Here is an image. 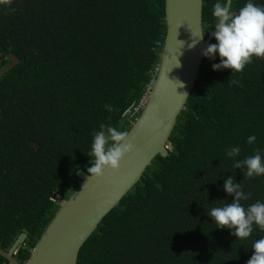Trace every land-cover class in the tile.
Wrapping results in <instances>:
<instances>
[{"label":"trees","instance_id":"1","mask_svg":"<svg viewBox=\"0 0 264 264\" xmlns=\"http://www.w3.org/2000/svg\"><path fill=\"white\" fill-rule=\"evenodd\" d=\"M216 2L204 0L206 37L215 29ZM245 3L232 0L230 10ZM165 36L164 0L0 5V73L11 54L18 58L0 77V247L8 251L25 235L15 255L21 264L60 207L53 192L70 197L82 182L77 173L89 174L93 134L101 125L131 129L136 118L127 111L154 83ZM218 62L205 57L168 154L102 220L78 264H247L264 231L254 225L250 237L237 239L216 228L206 209L234 199L223 189L227 176L251 193L242 205L264 202V176L247 178L233 167L257 148L264 159V58L233 73L214 71ZM234 146L239 156L227 157Z\"/></svg>","mask_w":264,"mask_h":264},{"label":"water","instance_id":"2","mask_svg":"<svg viewBox=\"0 0 264 264\" xmlns=\"http://www.w3.org/2000/svg\"><path fill=\"white\" fill-rule=\"evenodd\" d=\"M164 2L166 36L157 75L140 115L128 131L134 148L124 155L115 175L111 169H105L101 177H91L83 170L77 173L80 186L60 202L24 264H78L81 249L102 220L142 179L155 158L168 154L170 137L199 80L203 49L214 39L215 29L208 37H199L204 33V0ZM227 4L231 9L232 0ZM9 57L11 64L0 77L18 63L15 55ZM25 238L21 235L8 251L0 247V255L8 263L21 264L15 255Z\"/></svg>","mask_w":264,"mask_h":264},{"label":"clouds","instance_id":"3","mask_svg":"<svg viewBox=\"0 0 264 264\" xmlns=\"http://www.w3.org/2000/svg\"><path fill=\"white\" fill-rule=\"evenodd\" d=\"M10 2L11 0H0V5L7 6ZM212 16L215 18V31L212 35L216 42L208 44L203 49V55L212 60L219 57V62L212 64L214 71L231 69L232 73L241 72L247 64L252 63L254 56L264 58V5L255 3V0H246L238 13H233L227 0L223 3L217 0L212 6ZM205 33L199 37L203 39ZM105 109L113 111L111 105L106 104ZM256 140L255 135L247 137L248 144H254ZM133 148L126 131L111 125L105 129L101 125V130L93 134L91 148L87 152L92 159L86 171L91 177H101L105 169H111L115 175L122 158ZM240 151L239 146L231 147L226 156L235 158ZM233 167L241 169L243 176L247 178L264 176V159L260 149H255L254 155L243 160H235ZM223 180L224 191L230 196L234 195V199L222 207L206 209L207 215L217 225L216 228L229 229L230 234L237 239L250 237L254 225L264 231V202L257 201L245 207L241 201H247L251 193H246L233 176H227ZM251 248L253 254L247 264H264V236L256 239Z\"/></svg>","mask_w":264,"mask_h":264},{"label":"built area","instance_id":"4","mask_svg":"<svg viewBox=\"0 0 264 264\" xmlns=\"http://www.w3.org/2000/svg\"><path fill=\"white\" fill-rule=\"evenodd\" d=\"M151 87L152 86L150 85V88L147 90L146 94L144 95V97L142 98L140 103L137 106H135L134 108H130L127 111V115L130 118H137V114H139V112L142 111V108L144 107L146 99L148 98V95L150 93ZM62 200H63V196L60 192H53V194L51 195V201L54 203H60ZM9 264H11V263H9Z\"/></svg>","mask_w":264,"mask_h":264},{"label":"flooded vegetation","instance_id":"5","mask_svg":"<svg viewBox=\"0 0 264 264\" xmlns=\"http://www.w3.org/2000/svg\"><path fill=\"white\" fill-rule=\"evenodd\" d=\"M24 242H25V240H24ZM24 242H23V243H24ZM23 243H22V244H23ZM22 244H20L19 247H20ZM12 246H13V245H12ZM19 247H18V248H19ZM18 248H17V250H16V253H17V251H18ZM6 264H9V263L7 262Z\"/></svg>","mask_w":264,"mask_h":264}]
</instances>
